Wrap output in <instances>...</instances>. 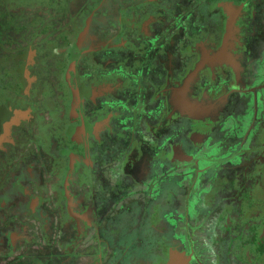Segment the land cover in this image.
<instances>
[{
  "label": "flooded vegetation",
  "instance_id": "1",
  "mask_svg": "<svg viewBox=\"0 0 264 264\" xmlns=\"http://www.w3.org/2000/svg\"><path fill=\"white\" fill-rule=\"evenodd\" d=\"M38 1L25 9L0 8L17 15L37 11L42 21L51 22V27L42 23L34 36L19 25L20 39L8 45L6 35L15 27L3 29L7 24L0 21V62L12 57L9 72L18 76L15 80L0 68L5 78L0 83V264H71L77 258L72 264H81L87 240L82 236L84 242L70 245L80 235L73 226L81 224L99 235L101 249L89 254L88 264H207L214 248L196 247L192 240L201 238L203 244L206 236L216 245L231 229L243 233L245 220L254 222L256 233L248 232L250 241L244 233L237 237L229 264H264V223H258L264 215V179L257 182L260 199L233 216L220 218L212 199L196 197L197 206L218 214L213 218L219 223L217 240L208 231L202 234L197 208H189L194 213L189 218L190 212L178 207L188 194L187 182L193 193L211 189L205 180L189 182L192 174L215 179L212 165L230 159L228 149L207 162L200 149L217 145L221 114L242 94L253 93L248 76L257 70L259 56H250L245 36L248 22L260 18V0ZM8 5L9 0H0V7ZM229 29L232 53L239 51L244 64L229 50L228 60L214 58ZM257 102L262 117L250 138L257 145L248 155L255 166L264 165V96ZM27 109L29 118L4 132L9 116L3 113ZM201 162L210 168H200ZM229 165L223 170L228 179H243L252 170ZM126 183L132 199L147 196L150 204L140 205L138 216L117 209L129 195H119ZM226 188L234 193L233 185ZM238 195L235 201L245 204ZM45 204L49 211H63L58 229ZM121 214L132 216L128 226Z\"/></svg>",
  "mask_w": 264,
  "mask_h": 264
},
{
  "label": "rangeland",
  "instance_id": "2",
  "mask_svg": "<svg viewBox=\"0 0 264 264\" xmlns=\"http://www.w3.org/2000/svg\"><path fill=\"white\" fill-rule=\"evenodd\" d=\"M54 1H60V0H54ZM260 2L264 5V0H260ZM8 3V2H7ZM34 3L39 4L38 0H30L28 5H27V0H9V7L11 8H2L6 11H10L12 9H18V8H23L27 7L29 5H32ZM64 3V2H63ZM258 4V3H255ZM57 10V9H55ZM10 14H7L6 12L0 11V21H3L2 23L7 24V27H4V29H10L11 31V25L15 28H13L11 33H7L6 37V43L8 45L11 44L12 39H14L13 41L20 39V35L22 33H19L20 35H18V31L20 29H18L19 25H22L24 27L23 31L25 32V28L28 27L29 31L31 33L32 36L35 35V31L38 29V27H40V25L42 23H45L48 25V27H51V22H46V21H42V18L40 16V14L37 13V11H33L31 13V15L28 14H21V15H17V12H9ZM260 18L258 19V21L254 20L252 22H248L250 25V30L247 33V35L245 36V39L248 43V47L250 50H252V53L250 54V56H255L258 55L259 58L256 59V65L255 68L257 69L255 72L250 73V75L248 76V78H251L252 80V85L250 87V90H252L253 93H245L242 94V96L240 98L237 99V101L235 103L231 104V107H227L226 113H222L221 114V120L219 123V126H221V128H219L220 133H219V142L217 143V145L215 146H211L208 147V145L204 146V148L200 149V155H205L206 157V161L207 162H211L213 161V158H217L218 154H222L225 153L227 154L228 149L230 150L229 154H230V159L228 160V164L224 163L223 161H219V162H215L212 166H213V171L215 172L216 178L213 179L212 177H208L205 178L204 175H199L197 177H193L192 174V178L189 179V182L195 181V184L200 185L201 180H205L207 181L211 186V189H209L208 187H199V188H203L202 190H199V188L197 189V191H195V193H193L192 189L188 186L189 183L187 182L186 184H184V190L185 192H188V194H184V197H186L188 200L185 202L184 201V197L180 199V201H182L183 203L181 204V202H179V209H183L181 208V206H184V211H189V218H192V216H194V213L191 210H196V208L199 210L198 214L196 215L198 218H201L198 220L199 223H204V231L202 232V234H206V232L208 231L210 234V238L214 239L213 234L218 230V228H216L217 224H219L216 220H213L214 215H218V214H214V211L209 210L208 212L205 211V209L208 208L207 203L209 201H211L210 199L213 200V202L218 205L220 212H219V216L221 217H228V216H233L236 214V212L240 211V209L245 205L246 208L251 207L252 203L255 201H258L260 199V196L257 194V192L260 190V184L257 183L258 180H260V182L264 179V165H258L255 166L251 161L250 158L248 157V155L250 154L251 150L253 149V146L257 145V141L254 142V144H251V137L253 136V133L256 131V128L259 124V122H261L260 117H262L261 113L259 114V108H260V104L259 102L254 103L255 98H262L264 96V8L262 7V10L260 11ZM242 21L240 22V25H242ZM17 28V29H16ZM16 29V30H15ZM260 35L263 37V39L261 40L262 43H258L259 37ZM3 37V35H2ZM34 39V37H33ZM36 39V38H35ZM34 39V40H35ZM3 41H1L0 45H3ZM21 47V46H20ZM233 47V45L229 46L228 50L229 53L235 57H233L234 59L236 58V60L239 62V64L242 63L244 64L246 62V59L242 60L241 58H239V51L234 55L232 52L233 50H231V48ZM43 51V50H42ZM255 61H253L255 63ZM1 63H4L3 60H1L0 62V68L2 67ZM223 73V72H222ZM220 73L219 75L221 76ZM255 73L257 74L258 78L255 76ZM260 78V79H259ZM236 86L238 88H240L239 85L236 84ZM258 86H261L259 88V90H255V88H258ZM254 89V90H253ZM9 94V92H8ZM254 94L255 96L251 95ZM204 97H202V94L200 95L199 100L203 99ZM195 102V101H194ZM204 105V103H199ZM234 119L236 121V124L234 125ZM183 123L189 125L190 121L185 118ZM187 128V127H186ZM195 131V130H194ZM192 131L191 133L193 134ZM230 137V138H229ZM40 143L42 144V142L40 141ZM186 146L188 145V143L186 142L185 144ZM34 146V145H33ZM41 152H43L44 148L42 146L39 147ZM34 150L35 146H34ZM33 150V151H34ZM241 150H243L244 152L241 153ZM34 151L33 156H37V153ZM235 154V156L233 157V155ZM209 157V158H208ZM254 161V160H253ZM233 162H235V164L243 169V170H248L249 166H252V170L251 171H247L246 173H243L244 177L243 179H237V177H231V179L227 178V174L226 172H224L223 170L226 171L228 169H230V165ZM200 168L202 167H206L208 168L209 165L207 163L201 162L198 165ZM195 168V167H194ZM210 168V167H209ZM198 172V171H197ZM207 172H209L207 170ZM250 175H253L256 177V179L252 182L248 181V177ZM118 180H120V177H118ZM216 181V182H215ZM231 184L235 187L234 193L233 190H229L226 188V185ZM120 185V184H119ZM130 186V185H129ZM125 188V189H124ZM128 183L123 184V187L121 188L120 194L122 195V197L126 196V194H129L128 190ZM76 189V188H74ZM124 189V190H123ZM73 190V188H72ZM202 191H204L205 193H203ZM71 195L73 194L70 191ZM237 193H239V195L237 196L239 201L245 204H239L235 201L234 196L235 194L237 195ZM197 195V196H196ZM201 196H206L208 198H210L209 200L205 201L203 203V205L205 207L202 206H197V199L196 197H198L199 199L201 198ZM79 198H81V196H78ZM127 199L122 205H119L117 207V209L121 208V212L122 213H127V212H134L137 216L140 214L139 209L143 210V208H140V205H144L145 209L149 208L150 204H146L144 200L147 199V196H142L140 200L136 201L135 199H132V195L129 194L127 196ZM249 199V202L246 203L245 201ZM51 200H53V198H51ZM135 200V201H134ZM189 201V202H188ZM204 201V200H202ZM128 202H131L128 206ZM55 203V202H53ZM264 203V202H263ZM85 207V204L83 205ZM135 208H134V207ZM140 206V207H139ZM46 204L43 205V208L45 211H48L50 214V217L52 219V222L56 224V229H58V222H60V220H62V216H63V211H61L60 209L56 208L54 210L49 211L46 208ZM54 207L52 204L50 205L49 208ZM126 208V209H125ZM190 208V209H189ZM209 209H212V206L209 207ZM256 209H262V207H258ZM78 210H81V208H79ZM255 214L259 213L258 210H255ZM193 213V214H192ZM208 219H207V217ZM209 216H211V218L209 219ZM66 217H68V214L66 213ZM132 217V216H130ZM130 217H126V215L121 214L120 220L125 221L126 222V226H128L129 223V218ZM207 219V220H206ZM184 220V219H183ZM214 221V222H213ZM245 221H250V220H245ZM245 221H241L243 222V224L247 227V229L243 228V233L246 235L244 239L246 240H251L250 235H249V231L256 233V230H252V226H254V222H245ZM184 223L186 221H183ZM96 223V222H95ZM258 223L262 224L264 223V215L261 216L258 219ZM95 225V224H93ZM207 226V227H206ZM264 226V225H263ZM60 227V226H59ZM93 226H87L86 227L84 225H79L77 228L75 226H73V228H75L76 230H78L77 232H79V236L76 237L74 240L71 239L70 240V245H74V244H78L81 242H84V238L87 240L86 243V249H85V254H84V258L82 259V263L81 264H88V256L90 253L95 252L96 250H100L101 247L100 245L96 246V242L99 243V235H97L96 230H92ZM219 227L222 228L221 225H219ZM37 228V226H36ZM34 227V229H36ZM216 228V229H215ZM52 231V230H50ZM243 233L238 234L237 231H235V229H231L229 231H227L225 233V237H223L222 239H218V241L216 242V245H214L213 242H210L206 236L205 237V242L202 244V239L201 238H197L193 239V243L195 244L196 247L202 246V247H210V245H212V247L214 249L213 250V255L214 258H209L210 261L207 262V264H229L231 262L228 261V256H233V254H228V251L230 249H233L235 247V243L237 242V237H244ZM261 234H257V238H259ZM31 235L32 237L34 236V230H31L30 233H28V236ZM239 235V236H238ZM42 236V234H41ZM83 236V237H82ZM35 238L38 240H42V239H47V237H37L35 236ZM264 238V237H263ZM263 238H261L259 241H263ZM214 239V240H217ZM122 243V242H120ZM49 245H52V242L49 241ZM194 246V247H195ZM249 246H246L244 248V251L246 252L248 250ZM237 249V248H236ZM47 250H43V252H46ZM104 250L102 249L101 252H103ZM238 251V249H237ZM249 252L250 250L247 251L248 256H249ZM264 254V253H263ZM216 257V258H215ZM264 259V256L262 257ZM79 258L75 259V261H72L71 264L74 262L76 263V261ZM236 262V261H235Z\"/></svg>",
  "mask_w": 264,
  "mask_h": 264
},
{
  "label": "water",
  "instance_id": "3",
  "mask_svg": "<svg viewBox=\"0 0 264 264\" xmlns=\"http://www.w3.org/2000/svg\"><path fill=\"white\" fill-rule=\"evenodd\" d=\"M229 26L231 27V24H229ZM231 30L229 29L228 33L226 34L224 41L222 43V47L221 50L214 56V58L216 59V61H223V60H228L227 59V54L226 51H228V47L230 46V42H231ZM27 74V69L24 68L23 69V76H25ZM27 80V84H30V80L28 79V77L26 78ZM27 90L29 89L28 86ZM30 109L27 110H15V111H10L7 113V115L9 116V118L5 119L3 121V129L4 132L8 131L11 125H14L18 122L19 119L22 120H27L29 118V114H30Z\"/></svg>",
  "mask_w": 264,
  "mask_h": 264
},
{
  "label": "trees",
  "instance_id": "4",
  "mask_svg": "<svg viewBox=\"0 0 264 264\" xmlns=\"http://www.w3.org/2000/svg\"><path fill=\"white\" fill-rule=\"evenodd\" d=\"M3 29H4V27H3ZM16 59H18V58L16 57ZM12 61H13L12 57H6V59L4 60V63H1L2 69H5L2 72H5L6 74H9L10 77H13L15 80H18L17 74L9 72L10 62H12ZM2 81H5V78H4L3 74L0 72V83H2Z\"/></svg>",
  "mask_w": 264,
  "mask_h": 264
},
{
  "label": "clouds",
  "instance_id": "5",
  "mask_svg": "<svg viewBox=\"0 0 264 264\" xmlns=\"http://www.w3.org/2000/svg\"><path fill=\"white\" fill-rule=\"evenodd\" d=\"M8 112H10V111H5V113H3V116H6ZM21 120H22V119H21ZM19 121H20V120H19ZM19 121H18L17 123H19ZM22 121H23V120H22ZM17 123H16V124H17Z\"/></svg>",
  "mask_w": 264,
  "mask_h": 264
},
{
  "label": "crops",
  "instance_id": "6",
  "mask_svg": "<svg viewBox=\"0 0 264 264\" xmlns=\"http://www.w3.org/2000/svg\"><path fill=\"white\" fill-rule=\"evenodd\" d=\"M19 120H21V119H19ZM19 120H18V121H19Z\"/></svg>",
  "mask_w": 264,
  "mask_h": 264
},
{
  "label": "bare ground",
  "instance_id": "7",
  "mask_svg": "<svg viewBox=\"0 0 264 264\" xmlns=\"http://www.w3.org/2000/svg\"><path fill=\"white\" fill-rule=\"evenodd\" d=\"M180 93V92H179Z\"/></svg>",
  "mask_w": 264,
  "mask_h": 264
}]
</instances>
